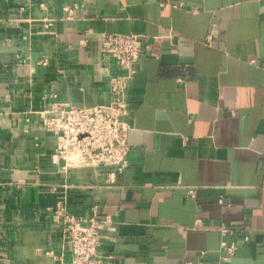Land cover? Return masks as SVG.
<instances>
[{
	"label": "crops",
	"instance_id": "obj_1",
	"mask_svg": "<svg viewBox=\"0 0 264 264\" xmlns=\"http://www.w3.org/2000/svg\"><path fill=\"white\" fill-rule=\"evenodd\" d=\"M105 34L149 44L137 74ZM130 167H68L46 110L114 102ZM101 231L100 264H264V0H0V264H72L48 210Z\"/></svg>",
	"mask_w": 264,
	"mask_h": 264
},
{
	"label": "built area",
	"instance_id": "obj_2",
	"mask_svg": "<svg viewBox=\"0 0 264 264\" xmlns=\"http://www.w3.org/2000/svg\"><path fill=\"white\" fill-rule=\"evenodd\" d=\"M149 44L139 36L105 34L102 50L113 55L117 64L132 77L137 64L149 51ZM124 79H113L111 91L114 102L109 106L78 108L66 104L54 105L46 110L44 122L47 130L62 136L55 158H63L68 167H108L117 174L130 167L129 118L131 110L124 100ZM52 222L59 226L71 248L72 264H100L101 231L109 220L91 219L88 222L73 214L67 204L60 201L48 210Z\"/></svg>",
	"mask_w": 264,
	"mask_h": 264
}]
</instances>
